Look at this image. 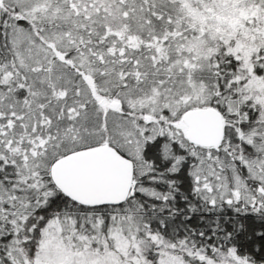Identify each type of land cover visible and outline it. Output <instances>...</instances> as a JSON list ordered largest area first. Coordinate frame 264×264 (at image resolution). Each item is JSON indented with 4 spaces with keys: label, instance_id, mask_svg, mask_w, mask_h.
I'll use <instances>...</instances> for the list:
<instances>
[{
    "label": "snow or ice",
    "instance_id": "6c2138e0",
    "mask_svg": "<svg viewBox=\"0 0 264 264\" xmlns=\"http://www.w3.org/2000/svg\"><path fill=\"white\" fill-rule=\"evenodd\" d=\"M0 264H264V0H0Z\"/></svg>",
    "mask_w": 264,
    "mask_h": 264
}]
</instances>
